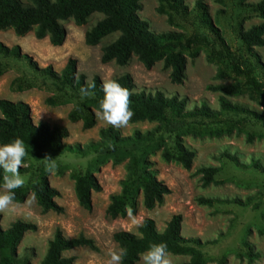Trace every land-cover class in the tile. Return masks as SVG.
I'll return each mask as SVG.
<instances>
[{"label":"rangeland","instance_id":"rangeland-1","mask_svg":"<svg viewBox=\"0 0 264 264\" xmlns=\"http://www.w3.org/2000/svg\"><path fill=\"white\" fill-rule=\"evenodd\" d=\"M197 1L202 8L196 6ZM256 1L258 0H184L186 10L171 12V22L166 14L156 12L157 0L140 1L138 16L147 22L150 31H175L185 35L206 33L212 39V60L207 59V53L212 47L202 48L194 58L187 57L184 77L178 84L170 81L169 68H164L161 60L149 68H145L135 55H131L123 66L116 65L113 61L101 63V47L113 41L118 33L102 37L96 45H86L85 31L102 17L97 12L90 14L81 25H76L71 18L60 21L66 34L59 46L50 44L47 36L35 38L33 29L24 35H16L11 28L0 30V42L8 47L18 45L20 52L27 54L35 65L21 57L0 54V98L26 102L34 123L44 121L50 125L65 127L67 137L61 142L81 147L97 141L99 129L107 126L96 117L97 111L93 112L95 123L89 129L82 128L81 120L70 122L68 112L75 103L83 100L79 91L63 86L40 72V68L45 66L59 72L68 58L76 60V75L82 74L85 83L93 76H98L103 83L127 73L131 76L133 91L153 93L158 90L167 97L183 98L186 109L202 103L217 109L220 93L208 87L234 81L232 65L225 56L227 51L242 60H248L255 67L257 76L261 77L264 71V45L253 47L258 56L256 62L249 56L239 37L241 31L261 21L247 6ZM206 17L216 32L205 24ZM219 68L225 71V77L216 78ZM46 98L53 103H47ZM227 99L264 114V106L249 99L245 93L227 96ZM231 117L242 118L237 115ZM244 118L242 129L229 135H194V126L216 129L222 125L206 119L192 121L178 131L162 129L155 133V147L150 149L146 157L155 177L169 188V192L160 203L150 209L142 205L140 191L132 193L131 201L135 211L131 212V216L130 202L122 216L112 218L106 213L109 197L120 190V180L126 173L127 158L114 164L112 156L103 148L60 152L51 146H45L32 153L26 152L22 161L23 169L20 171L26 177V183L22 187L26 196L22 202H12L7 209L0 210V227L7 228L15 220L36 225L35 231L23 234L17 246V254L26 260L25 264L39 263L56 228L61 230L64 237L82 234L94 242L95 249L80 246L63 252L64 256L74 257L72 264H110L109 252L119 247L112 239L114 232L124 230L136 233L137 225L146 217L154 221L157 231H161L172 215L179 214L181 236L200 241V250L208 264H220L221 260L222 264H264V235L257 231L264 221V123ZM158 125L156 121L144 120L129 122L126 127L117 130L120 135L126 136L134 131L143 133L152 130ZM176 134L180 136L184 147L194 152L188 169L173 160L166 161L161 156L164 148H173ZM247 135H250V139ZM127 148L137 154L147 150L145 145ZM222 153L234 155L239 164L222 157ZM254 161L261 168L251 167ZM204 166L219 167L214 175L217 183L202 185L201 173L197 170ZM72 171L91 172L99 182L100 190L91 192L90 210L77 204L73 180L69 176ZM41 176H45L50 186L57 190L54 200L62 207V212H42L36 205L30 185ZM200 196L221 200L236 198L242 203L227 201L207 206L197 203L196 198ZM244 242L250 243L258 253V257L250 262L236 255L244 251ZM170 258L172 264H180L187 261L188 256L170 254ZM134 264H142L140 255Z\"/></svg>","mask_w":264,"mask_h":264},{"label":"trees","instance_id":"trees-1","mask_svg":"<svg viewBox=\"0 0 264 264\" xmlns=\"http://www.w3.org/2000/svg\"><path fill=\"white\" fill-rule=\"evenodd\" d=\"M141 0H0V30L11 28L16 35H24L33 29L34 37L41 39L48 37L50 44L59 46L65 38V28L60 21L71 18L76 25L85 23L88 16L94 12L100 13L98 19L84 33L86 45H96L99 40L117 32V37L101 47L100 62L113 61L116 65H125L131 55L145 67H151L155 62L162 61L164 68H169V78L172 83H181L184 77L186 58H194L202 48L212 47L207 53L208 61L212 60L213 42L206 33H193L185 35L181 32L166 31L154 33L149 30L146 21L138 16L141 8ZM244 2L246 0H239ZM196 6L201 7L199 1ZM247 6L260 18V22L251 25L239 33L241 42L249 56L258 60L257 53L253 47L264 45V0L249 3ZM202 8V7H201ZM186 7L184 0H157L156 12L166 14L171 22V12H184ZM205 24L216 32L208 17ZM0 54L5 56L21 57L30 61L29 56L20 52L18 45L5 46L0 42ZM225 56L229 58L234 74L233 82L209 86L213 91H218L219 107L212 109L202 103L190 109L185 108V99L176 96H165L161 91L145 93L133 91V83L129 74H121L113 79L121 86L128 89L130 96V108L134 115L129 122L156 121L158 126L146 132L134 131L130 135L122 136L117 129L107 126L98 131V140L90 142L84 147L77 144H63L61 141L67 137V130L60 125H50L47 122L39 121L34 123L30 115V107L26 102L9 101L0 98V143H5L14 137H20L25 142L26 152L32 153L45 146H51L60 152H82L89 149H106L109 156H112V163L117 164L124 158L125 176L120 180V190L109 197L106 213L109 217L122 216L126 213V206L130 202L131 212L135 211L134 203L131 201L132 193L140 191L142 205L150 209L160 203L169 188L157 180L155 172L150 168L151 163L146 157L150 149L154 148V135L160 130L174 132L184 128L192 121L208 120L222 124L216 129H202L194 126L192 133L196 136L229 135L233 131L239 132L242 129L244 117L252 118L255 121L264 123V114L251 110L237 103H232L227 96L247 94L248 98L259 105L264 106V71L259 77L255 74V67L248 60L236 57L227 51ZM259 63V62H258ZM40 72L51 79L58 81L63 86L78 90L86 85L82 74L76 75V60L68 58L59 72L51 69L50 66L40 68ZM216 78H223L226 73L219 68ZM88 82H94L95 96L84 98L81 102L75 103L67 114L70 122L81 120L82 128L89 129L94 123L93 112L99 108V100L102 98V82L98 76H93ZM47 103H53L46 98ZM237 115L242 118L232 119ZM250 139V135H247ZM146 146V152L140 154L130 151L129 146ZM164 160H173L188 169L194 156L192 150L187 149L181 142L179 135L174 137L172 149L164 148L161 152ZM222 157L239 164L234 155L222 153ZM253 168H261L258 162H252ZM23 168L18 169L22 171ZM201 173L202 185L217 183L214 175L219 167L204 166L197 170ZM2 174V170H0ZM73 180V192L77 204L86 210L91 209V192L99 191L100 185L91 172L76 173L70 172ZM2 184V180H0ZM13 202H22L26 191L21 187L15 189ZM30 191L36 205L42 212H62L54 198L57 190L50 186L48 179L41 176L30 185ZM197 203L213 206L216 203L231 201L242 203L239 199L221 200L216 198L197 197ZM181 215L174 214L166 222L161 235L157 231L154 221L151 218L142 219L137 227V232L120 230L112 234V239L127 250L126 256L121 264H134L140 253L144 252L151 244L163 241L167 244L170 254L187 255L188 259L180 264H208L205 256L200 250V241L196 238H184L180 234ZM36 225L31 222L15 220L7 228L0 227V264H25L26 260L17 254V246L25 232L35 231ZM264 235V221L257 229ZM207 243V242H206ZM87 246L95 249L91 238L80 234L76 237H64L61 230L56 228L51 239L47 243L45 253L38 264H72L73 256H64L63 252L76 247ZM244 251L238 252L239 258H245L248 262L258 257L250 243L244 242ZM222 264V260L220 261Z\"/></svg>","mask_w":264,"mask_h":264},{"label":"clouds","instance_id":"clouds-1","mask_svg":"<svg viewBox=\"0 0 264 264\" xmlns=\"http://www.w3.org/2000/svg\"><path fill=\"white\" fill-rule=\"evenodd\" d=\"M94 82H87L79 89L81 99L95 96L93 89ZM103 93L99 100V108L95 113L99 120H102L106 126L114 129H121L128 125L134 115L130 108L127 88L115 79H108L101 85ZM25 142L20 137H14L8 142L0 143V210L7 209L15 198V189L21 188L26 183V177L21 175L20 169L22 161L26 156ZM47 157V156H45ZM131 210L129 215L131 216ZM134 223H136L134 221ZM139 226V224L137 225ZM160 234H163L161 230ZM127 250L123 247H117L109 252L110 264H121L126 256ZM142 264H172L170 253L167 250V244L163 241L151 244L144 252L140 253Z\"/></svg>","mask_w":264,"mask_h":264}]
</instances>
